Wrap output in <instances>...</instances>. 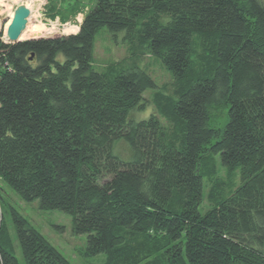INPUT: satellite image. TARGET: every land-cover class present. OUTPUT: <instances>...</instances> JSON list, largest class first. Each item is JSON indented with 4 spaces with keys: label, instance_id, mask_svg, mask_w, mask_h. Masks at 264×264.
Here are the masks:
<instances>
[{
    "label": "trees",
    "instance_id": "obj_1",
    "mask_svg": "<svg viewBox=\"0 0 264 264\" xmlns=\"http://www.w3.org/2000/svg\"><path fill=\"white\" fill-rule=\"evenodd\" d=\"M104 30L124 34L130 60L99 71ZM149 55L172 94L138 63ZM151 89L156 113L137 122ZM209 160L241 183L212 189L205 209ZM0 179L70 216L84 255L106 264H264V2L96 0L77 34L13 45L1 33ZM11 211L26 264H72ZM1 220L0 264H19Z\"/></svg>",
    "mask_w": 264,
    "mask_h": 264
},
{
    "label": "rangeland",
    "instance_id": "obj_2",
    "mask_svg": "<svg viewBox=\"0 0 264 264\" xmlns=\"http://www.w3.org/2000/svg\"><path fill=\"white\" fill-rule=\"evenodd\" d=\"M264 2V0H262ZM4 2L8 3L5 9ZM96 0H9L0 1V18L6 17L11 20L15 9L20 5L30 7L32 16L28 21L30 30H40L42 33L37 38L23 39L28 41L31 39H50L59 38L60 36H69L77 32L82 25L83 19L95 5ZM74 10L76 12H74ZM79 11V12H77ZM7 15V16H6ZM1 23V22H0ZM8 23L0 24V33L3 34L5 41V30ZM124 34L120 33L117 37L104 30L96 40L95 46V69L103 70L109 63L128 62L130 54L127 52L126 45L123 43ZM140 65L151 73L155 84L158 85L157 90L166 94H172L175 90V84L170 75L164 70L163 66L156 62L150 55L139 61ZM154 89L148 90L145 96V106L141 111H135L131 117L137 122L150 119L152 114L156 113L155 106L151 102V94ZM227 111L223 109L213 110L212 126L219 129L224 127L227 122ZM117 156L124 161H131L133 151L124 140L118 142L114 148ZM221 160H209L205 165L201 166L202 172L205 174V209L209 208L208 197L212 189L222 188L223 193L229 192L228 186L234 183L240 185L241 179L235 175L228 180V175L220 166ZM228 183V185H227ZM231 184V185H232ZM17 211L24 219L26 218L31 225L37 229L47 241L62 253L64 257L72 264H106L105 258L102 256L89 258L84 255V249L87 245L86 236H77L73 231V220L70 216L57 210H42L39 201L28 203L22 200L20 196L11 189L2 179H0V212L2 223H5V229L10 236L13 244H15V255L19 264H26L22 255L21 246L18 241V235L15 231L12 211ZM206 211V210H205ZM203 210V213H205Z\"/></svg>",
    "mask_w": 264,
    "mask_h": 264
},
{
    "label": "water",
    "instance_id": "obj_3",
    "mask_svg": "<svg viewBox=\"0 0 264 264\" xmlns=\"http://www.w3.org/2000/svg\"><path fill=\"white\" fill-rule=\"evenodd\" d=\"M10 1L13 2L14 0ZM31 16L32 12L30 8L27 5H20L15 9L14 15L11 20H7L6 17L0 18V22L3 23V25L10 22V26L7 28V31L5 33V43L16 45L19 42H23L21 38L27 31V28L29 26L28 21Z\"/></svg>",
    "mask_w": 264,
    "mask_h": 264
},
{
    "label": "bare ground",
    "instance_id": "obj_4",
    "mask_svg": "<svg viewBox=\"0 0 264 264\" xmlns=\"http://www.w3.org/2000/svg\"><path fill=\"white\" fill-rule=\"evenodd\" d=\"M1 1V0H0ZM10 1V0H9ZM4 7L3 8H7L8 7V3L4 2ZM1 8V7H0ZM30 8V7H29ZM31 9V8H30ZM4 14V13H3ZM3 14H1L0 16H2ZM7 16V15H6ZM10 26V22L7 24L6 26V30L5 33L7 31V28ZM41 31L40 30H30L29 28H27V31L23 34L21 40L23 39H28V38H37L39 35H41Z\"/></svg>",
    "mask_w": 264,
    "mask_h": 264
},
{
    "label": "crops",
    "instance_id": "obj_5",
    "mask_svg": "<svg viewBox=\"0 0 264 264\" xmlns=\"http://www.w3.org/2000/svg\"><path fill=\"white\" fill-rule=\"evenodd\" d=\"M79 30H80V28L78 29V31H77V32H74V34H77V33H79Z\"/></svg>",
    "mask_w": 264,
    "mask_h": 264
}]
</instances>
